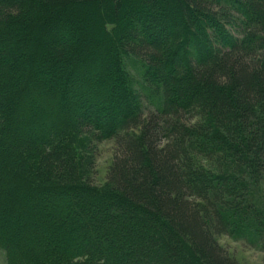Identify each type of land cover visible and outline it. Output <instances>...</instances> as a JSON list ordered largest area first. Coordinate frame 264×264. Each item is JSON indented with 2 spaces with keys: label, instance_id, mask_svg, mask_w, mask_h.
Masks as SVG:
<instances>
[{
  "label": "trees",
  "instance_id": "trees-1",
  "mask_svg": "<svg viewBox=\"0 0 264 264\" xmlns=\"http://www.w3.org/2000/svg\"><path fill=\"white\" fill-rule=\"evenodd\" d=\"M263 181L264 0H0V264H239Z\"/></svg>",
  "mask_w": 264,
  "mask_h": 264
},
{
  "label": "rangeland",
  "instance_id": "rangeland-1",
  "mask_svg": "<svg viewBox=\"0 0 264 264\" xmlns=\"http://www.w3.org/2000/svg\"><path fill=\"white\" fill-rule=\"evenodd\" d=\"M131 71H133V77L137 78L135 69L132 68ZM71 96L66 95L68 98ZM147 107L146 105L145 108ZM82 137L84 140L89 139V136L83 135ZM86 145L79 152V157L84 160L83 168L85 167L82 178L94 188H108L110 183L107 180V171L114 157V142L112 140H93L90 141V145ZM254 195L260 204H264V181ZM61 206L63 208L64 203ZM216 240L239 264H264V246H251L243 240H234L225 235L217 236Z\"/></svg>",
  "mask_w": 264,
  "mask_h": 264
}]
</instances>
